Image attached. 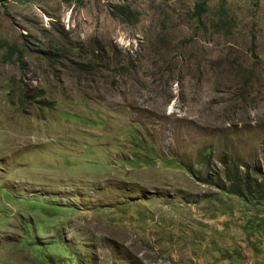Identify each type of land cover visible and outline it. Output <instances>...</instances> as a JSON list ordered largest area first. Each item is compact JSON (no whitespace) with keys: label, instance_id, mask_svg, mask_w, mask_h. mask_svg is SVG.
Returning <instances> with one entry per match:
<instances>
[{"label":"rangeland","instance_id":"rangeland-1","mask_svg":"<svg viewBox=\"0 0 264 264\" xmlns=\"http://www.w3.org/2000/svg\"><path fill=\"white\" fill-rule=\"evenodd\" d=\"M200 1L0 0V264H264V0Z\"/></svg>","mask_w":264,"mask_h":264},{"label":"trees","instance_id":"trees-1","mask_svg":"<svg viewBox=\"0 0 264 264\" xmlns=\"http://www.w3.org/2000/svg\"><path fill=\"white\" fill-rule=\"evenodd\" d=\"M205 5H206V0L197 2L195 4V13L197 16H201L203 14V12L205 11ZM113 14L123 20H127V21L130 20V22L133 19L135 20L137 17V14L133 10H130L128 7L122 5H119L117 7V10ZM230 192L236 195L243 196L242 186H240L239 184L232 185V187L230 188Z\"/></svg>","mask_w":264,"mask_h":264}]
</instances>
